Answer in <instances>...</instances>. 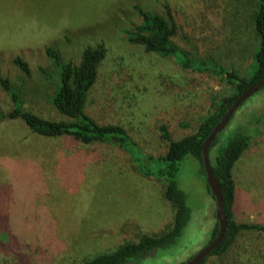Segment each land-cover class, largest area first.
<instances>
[{
	"label": "rangeland",
	"instance_id": "rangeland-1",
	"mask_svg": "<svg viewBox=\"0 0 264 264\" xmlns=\"http://www.w3.org/2000/svg\"><path fill=\"white\" fill-rule=\"evenodd\" d=\"M260 1L0 0V74L24 85L26 108L62 118L47 100L60 78L46 48L57 49L63 62H77L84 48L103 41L107 53L92 94L95 107L124 125L143 154L157 156L169 145L162 124L173 139L195 132L231 86L214 71L184 68L173 57L127 42L124 30L141 20L136 6L168 17L169 4L176 45L248 77L257 66L252 17ZM17 56L29 63L32 76L15 63ZM0 99L9 111L11 99L1 84ZM237 131L252 137L235 167L237 219L264 223V86L221 131L210 150L212 162ZM176 179L188 196L191 219L175 243L136 264H182L211 238L216 200L200 160L187 155ZM164 183L144 174L118 145L100 155L70 138L33 133L21 119L0 120V264H82L141 233L162 231L174 218ZM261 240L250 235L220 264H264L263 252L252 248Z\"/></svg>",
	"mask_w": 264,
	"mask_h": 264
},
{
	"label": "trees",
	"instance_id": "trees-1",
	"mask_svg": "<svg viewBox=\"0 0 264 264\" xmlns=\"http://www.w3.org/2000/svg\"><path fill=\"white\" fill-rule=\"evenodd\" d=\"M165 7L168 17L136 6L141 20L124 30L126 41L142 45L146 51L173 57L184 68L195 71H214L226 79L231 86V92L214 100L212 108L207 111L195 132L191 134L173 139L168 126L162 124L161 136L169 144L164 154L157 156L143 154L140 145L124 125L109 120L103 109L95 107L92 94L99 80V66L107 53V47L103 41L84 48L77 62H63L57 49L52 46L46 48L48 56L59 68L60 78V83L51 87L52 91L47 100L62 118L44 117L26 108L25 99L28 94L20 88L24 85L15 84L10 77L0 74L1 87L5 93L9 94L12 104L11 109L5 112L0 99L1 121L21 119L33 133L52 139L70 138L78 145L96 149L100 155H104V151L111 146L118 145L136 161L144 174L156 175L165 180L164 197L174 206V218L171 224L159 232L141 233L137 240L126 241L110 252L87 258L82 264H136L140 258L176 242L191 219L188 196L176 179L183 159L191 154L200 160L204 168L202 146L205 139L237 96L264 77V0L258 3L253 12L252 18L255 32L259 37V45L255 51L257 66L248 77L241 75L235 69L224 68L214 59L189 56L187 51L172 40L176 34L177 25L169 4ZM14 61L29 77L32 76V69L27 61L20 56L15 57ZM41 69L48 75L45 68ZM219 135L210 145L209 155ZM251 141L252 137L249 134L237 131L225 146L219 148L215 162L210 159L221 184L227 227L220 244L198 264L224 262L229 256L236 254L241 242L254 233L261 235L263 240L253 243L252 248L263 252L264 255V223L237 219L239 186L235 167L245 151L250 148ZM208 189L212 194L209 185ZM212 196L214 197L213 194ZM218 230L219 224L216 222L209 242L217 235Z\"/></svg>",
	"mask_w": 264,
	"mask_h": 264
},
{
	"label": "water",
	"instance_id": "water-1",
	"mask_svg": "<svg viewBox=\"0 0 264 264\" xmlns=\"http://www.w3.org/2000/svg\"><path fill=\"white\" fill-rule=\"evenodd\" d=\"M264 86V77L250 85L246 90H244L241 94L237 96L232 105L228 108L225 115L222 119L215 125L210 134L205 139L202 151H203V164L206 173V182L209 185L212 194L216 200V219L219 224V230L217 235L213 238L211 242H209L206 246L201 248L197 253L192 255L188 260L183 262L182 264H198L201 260H203L208 254H210L223 240L227 227V216L224 208V197L221 188V184L219 179L217 178L213 166L209 157V147L212 142L217 138L219 133L225 128V126L229 123L232 115L236 112V110L240 107V105L249 98L252 94L257 92L261 87Z\"/></svg>",
	"mask_w": 264,
	"mask_h": 264
}]
</instances>
